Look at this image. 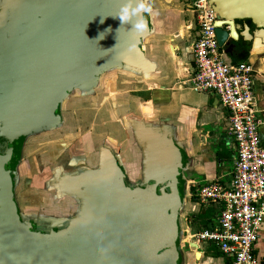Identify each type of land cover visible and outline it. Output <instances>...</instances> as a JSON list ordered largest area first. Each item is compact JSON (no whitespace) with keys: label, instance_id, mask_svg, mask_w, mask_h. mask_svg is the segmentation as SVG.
<instances>
[{"label":"water","instance_id":"water-1","mask_svg":"<svg viewBox=\"0 0 264 264\" xmlns=\"http://www.w3.org/2000/svg\"><path fill=\"white\" fill-rule=\"evenodd\" d=\"M122 2L0 0V264H182L186 182L171 149L145 150L144 182L135 188L102 149L97 170L68 177L76 189L68 195L80 201L69 220L26 217L16 200L27 140L62 126L70 97L91 92L114 68L136 66L139 36L113 17ZM208 3L225 55L246 53L241 28L252 49V25L264 40V0Z\"/></svg>","mask_w":264,"mask_h":264},{"label":"crops","instance_id":"crops-1","mask_svg":"<svg viewBox=\"0 0 264 264\" xmlns=\"http://www.w3.org/2000/svg\"><path fill=\"white\" fill-rule=\"evenodd\" d=\"M149 3L155 15L146 17L147 28L138 37L136 66L114 68L91 92L70 97L61 109L62 126L27 140L16 200L26 217L69 220L78 212L80 201L68 195L75 189L68 177L97 170L102 149L110 148L130 188L144 182L145 150L162 149L166 154L173 150L186 182L180 209L182 264H230L215 246L193 238L217 228L222 208L202 206L195 198L196 188L212 181L224 185L231 181L237 147L229 133V114L214 93L191 89L195 70L191 48L197 36L193 0ZM242 33L243 28L238 42L246 53L230 58L223 50L224 58L231 65L248 63L254 70V107L264 146V40L252 25L256 39L252 49L251 39ZM69 148L78 152L69 157ZM36 157L44 159L42 171L36 172ZM43 193L56 205L53 213H39L36 199ZM255 257L258 264H264V222Z\"/></svg>","mask_w":264,"mask_h":264},{"label":"built area","instance_id":"built-area-1","mask_svg":"<svg viewBox=\"0 0 264 264\" xmlns=\"http://www.w3.org/2000/svg\"><path fill=\"white\" fill-rule=\"evenodd\" d=\"M197 36L191 52L195 92H211L229 114V133L237 159L229 185L212 181L198 186L195 198L204 207L220 205L217 228L193 236L215 246L230 264H258L255 245L264 222V146L255 110L254 70L248 63L231 65L216 38L217 15L208 0H193Z\"/></svg>","mask_w":264,"mask_h":264},{"label":"clouds","instance_id":"clouds-1","mask_svg":"<svg viewBox=\"0 0 264 264\" xmlns=\"http://www.w3.org/2000/svg\"><path fill=\"white\" fill-rule=\"evenodd\" d=\"M155 13L149 0H123L118 12L113 15L120 20L121 25L130 24L129 32L135 38L144 33L147 28L146 17L154 16ZM103 22V18L101 20ZM110 31V29H106ZM104 33L98 37L103 39Z\"/></svg>","mask_w":264,"mask_h":264},{"label":"rangeland","instance_id":"rangeland-1","mask_svg":"<svg viewBox=\"0 0 264 264\" xmlns=\"http://www.w3.org/2000/svg\"><path fill=\"white\" fill-rule=\"evenodd\" d=\"M41 163H44V159L40 158V157H36V165L38 166V167L36 166V172L39 169L41 170L43 168V165L45 163L43 165H41ZM40 165H41V167H40ZM43 194L44 195L41 194L42 195L41 198L36 199V206L39 209V213H41V214H43L45 212L46 213H49V212L53 213V211H55L56 205H54V202L51 201V199H49V196L47 195V193H46V195H45V193H43ZM48 194H50V193H48Z\"/></svg>","mask_w":264,"mask_h":264},{"label":"flooded vegetation","instance_id":"flooded-vegetation-1","mask_svg":"<svg viewBox=\"0 0 264 264\" xmlns=\"http://www.w3.org/2000/svg\"><path fill=\"white\" fill-rule=\"evenodd\" d=\"M75 150H76V149H74V148H73V149H70V148L68 149V153H67V154L69 155V157H72V156H73V155H72V152H78V151H75ZM70 152H71V153H70ZM67 154H66V157H67ZM76 158H77V157H76ZM76 158H75V159H76ZM58 159H59V158H58ZM47 169H48V168H47ZM45 170H46V169H45ZM50 172L53 173V172H54V168H51V169H50Z\"/></svg>","mask_w":264,"mask_h":264}]
</instances>
